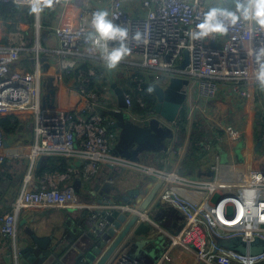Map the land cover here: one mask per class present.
<instances>
[{"label": "built area", "instance_id": "built-area-1", "mask_svg": "<svg viewBox=\"0 0 264 264\" xmlns=\"http://www.w3.org/2000/svg\"><path fill=\"white\" fill-rule=\"evenodd\" d=\"M24 11V19L8 29L13 20L0 18V118L9 114H30L35 120L37 143L29 152L30 167L20 193L10 204V211L0 220V235L18 237L19 215L24 209H67L87 212L85 219L94 236H101L111 226L107 215L115 210L131 218L138 216L137 224H153L150 211H140L136 203L104 200L86 201L75 188L80 180L89 183L101 173L104 164L131 167L153 186L162 183L157 205L174 206L182 213L181 230L168 233L170 246L189 250L199 264H263L264 256L246 258L219 249L211 235L221 237L241 235L247 240L264 238V90L255 80V49L264 47V32L255 34L248 26L237 22L223 36L203 41L189 37L205 12L214 6L234 8L232 0H96V5L80 7L74 27H55L58 45L48 50L54 62L50 72L43 71L38 37L42 13L37 17L17 0H0ZM67 0H58L50 12L59 11ZM105 9L116 23H124L132 31L143 34V43L132 46L131 54L117 68L127 85L123 88L127 105L125 112L133 122L164 124L154 113L158 102L155 90L149 85L166 89L172 78L187 80L185 110L171 123L173 141L181 135L184 119L192 121L195 139L193 149L212 157L210 173L203 179H192L168 168L174 153L173 145L162 151L160 159L165 167L144 165L123 160L112 154L116 140L107 126V117L97 110L101 94L95 86L99 58L88 51L84 41L88 21L93 11ZM36 22H33L34 19ZM36 29V41L28 33V26ZM32 40V41H33ZM34 52L35 69L21 70L23 55ZM187 54V57H186ZM187 65L183 67L185 60ZM52 62V63H53ZM57 76L69 92L78 97L76 106L44 108L42 84L47 77ZM72 82L69 85L67 82ZM56 89V99L58 87ZM229 100L233 106L245 105L256 113L253 127L261 147L243 144L247 153L254 151L249 162L234 158L236 145L246 136L222 116L220 106ZM226 104V103H225ZM167 126V125H165ZM198 133V135H196ZM4 129L0 125V169L9 157ZM229 149L231 160L223 162L221 151ZM218 151L214 157L210 154ZM42 157H63L74 160L55 169L36 175V163ZM181 168V167H180ZM257 176L261 179L257 180ZM105 212L106 215L102 213ZM114 264H146L123 254ZM82 260L80 263L82 264Z\"/></svg>", "mask_w": 264, "mask_h": 264}, {"label": "crops", "instance_id": "crops-1", "mask_svg": "<svg viewBox=\"0 0 264 264\" xmlns=\"http://www.w3.org/2000/svg\"><path fill=\"white\" fill-rule=\"evenodd\" d=\"M96 0H85L80 3H73V0H67L64 6L57 12H50L44 10L42 12V18L40 20V31H39V43L42 48H44V53H41L42 60V70L50 72L52 70L54 62L51 61L48 50L57 48L58 42L53 32V29L58 26L65 28L74 27L77 23L79 17L80 7L83 5H96ZM36 22V21H34ZM28 33L34 40L30 41L33 44L36 41V29L34 26H28ZM3 43L0 33V44ZM35 57L34 52H28L23 55L22 61L20 63V69L24 71L31 72L35 69L34 62L32 61ZM53 62V63H52ZM98 75L95 79V86L101 94V106L97 110L103 113L107 117V126L110 135L115 138L116 144L114 150L112 151L113 156L119 157L123 160H130L128 158L130 153H133L132 149L124 148L121 146V130L113 128V125L117 122V119L111 115V112L118 110V99L112 88L116 85L117 88L123 91V88L127 85V80L124 78L123 74L116 69L115 71H107L102 63L98 66ZM65 82L67 80L65 79ZM69 85L72 82H67ZM58 87L57 99L53 106H63L70 103V98L64 97V103L62 104V89L64 85L60 83L57 76L47 77L42 84V103L44 96L53 87ZM224 101L220 106L222 116L230 123L231 115L234 113L236 115L240 114L241 119L244 120L245 125L240 128L244 135L252 139L254 146L258 143V133L256 128L252 124L258 116L256 113L250 112L245 105L233 106L228 99L219 100ZM63 108V107H62ZM185 106L183 107V111ZM5 118L9 119L12 124H9L4 128L6 132V140L8 144L9 157L6 163L0 169V220L2 217L10 211V204L15 199V197L20 193L23 185L24 178L26 177L29 167L30 158L29 152L31 147L37 143L36 134L34 131L35 120L30 114H9ZM247 118L250 119L247 121ZM192 121H187L183 126H181V135L179 133L178 140L173 141V134L165 129V126L161 125L157 127V144L152 143L151 147L146 146L143 148L133 159L134 162H139L144 165H151L156 167H165L166 165L161 164L160 159L164 156L161 150L162 148H167L169 145H173L174 153L170 159V164L168 168L171 170H178L184 176L192 179H203L212 175L210 173V164L213 158L207 157L206 154H202L200 151H196L192 147V141L195 139L193 133ZM149 122H135L137 125L148 124ZM161 129H165L161 131ZM134 149V148H133ZM242 150H245L242 148ZM255 151V150H254ZM254 151L246 152L247 156L250 157ZM198 153V154H196ZM216 151L212 153L213 157L218 154ZM222 159L225 158L227 162L232 158L229 149L226 150L225 154L221 151ZM46 158V157H45ZM234 158L236 159V150L234 153ZM74 160H68L63 157H49L43 160L39 165V161L36 163L35 173L36 175H41L51 166H56L58 163L63 162L72 163ZM248 161V162H249ZM243 162V161H242ZM246 162V161H244ZM74 163V162H73ZM181 167V168H180ZM119 176L115 180V186L119 189L118 191H111L109 194L112 195V200L119 202L115 196L119 194H124L125 190L129 187H135L137 184L144 181L146 178L144 175L132 169L131 167L123 166H113L111 164H104L102 166L101 173L98 177L89 182H81L77 186V193L86 201H94L98 203L100 199H104L105 195H108L104 189L106 188V181L110 177ZM78 181V180H77ZM147 182H151L147 179ZM153 187V185H152ZM88 197V198H87ZM135 203V202H134ZM155 202L153 206L149 209V217L153 218L157 216L160 209H155ZM167 208L163 206L164 215L157 223H153L154 233L152 236H141L136 238L132 244L122 250L127 253L133 254L138 257L144 263L147 262L152 264L147 257H151V253L158 255V259L154 264H199L196 257L189 251L179 246H170L171 239L168 233L176 234L179 228L183 226V220L181 219L180 210L176 207L169 205ZM169 209H174L178 213L171 214ZM87 212L73 211L70 212L67 209H24L18 220V237L16 239H10L0 235V264H6L5 257L7 256V250L10 244L13 242L15 246L16 241L24 236H26V230H34L40 236H48L51 234H56L58 237L64 236L67 238L69 234H73L80 239L86 238V236H94L92 233L89 223L85 219ZM166 224L167 227H163ZM181 230V229H180ZM76 257V253L73 252L68 258ZM78 264H81L78 262Z\"/></svg>", "mask_w": 264, "mask_h": 264}, {"label": "water", "instance_id": "water-1", "mask_svg": "<svg viewBox=\"0 0 264 264\" xmlns=\"http://www.w3.org/2000/svg\"><path fill=\"white\" fill-rule=\"evenodd\" d=\"M187 57V54H186ZM187 59L185 60L183 67L187 65ZM189 85L187 80L172 78L166 89L162 88L160 85L155 86V92L158 97L157 104L153 107L155 115L164 123L162 124L159 120H152L148 124L137 125L131 120L129 115L125 112L127 105L124 100L123 91L113 85L112 88L118 99V110L111 112V115L117 119L113 128L119 129L121 132V146L125 149L129 147L132 149L133 153H130L128 158L132 161L136 155L146 146L151 147L152 143L157 144V133L156 129L158 126L167 125L165 129L172 133L170 126L174 123L181 113L184 104L186 102V87ZM68 96L70 98V103L64 105V97ZM63 97V108L68 109L70 107L76 106L78 102V97L75 93L69 92L64 86L62 89ZM56 102V89L51 88L50 91L43 98L44 108H55L53 106ZM165 129H161L164 131ZM6 146L8 144L6 143ZM261 144L258 142L254 146V150L257 152ZM134 148V149H133ZM161 150H164L162 148ZM241 161H249L245 150L241 151L239 156ZM45 157L39 160V167ZM223 162H227L224 159ZM119 176L110 177L106 181V188L104 191L108 195H105L104 199H100L99 203H103L104 200L112 201V195L109 193L111 191H118L119 189L115 186V180ZM137 184L135 187H129L124 192V194H119L115 196L119 202L126 203H136L140 205V211L149 210L154 202L156 203V198L159 195L162 183L157 184L152 187V182H147L148 178ZM80 184L78 180L75 183V188ZM171 208L168 206H164ZM155 209H160L161 211L154 216L152 220L157 223L164 215L163 206H154ZM173 211V209H169ZM70 212L74 210L70 209ZM171 214L178 213L175 209ZM106 215L105 212L102 213ZM182 214V213H180ZM108 221L111 226L101 236H86V238L80 239L73 234H69L67 238L63 235L58 237L56 234H51L48 236H40L34 230L27 229L26 236L18 239L16 245L13 242L7 250V256L5 257L6 264H78V262L84 261L82 264H114L116 261L120 260L123 254H128L126 258L129 259H139L131 253L124 252L122 250L128 248L136 238L141 236H152L154 233L153 224L140 222L137 224L138 216H133L128 218V216L120 211H113L111 215H107ZM181 219L184 220L183 215ZM163 227H167L163 224ZM182 227L179 228L180 231ZM215 242L216 249L228 251L246 258L264 256V238L255 237L252 240H247L241 235H235L232 237H221L215 233L211 235ZM75 252L76 257L68 258L71 253ZM151 257H147L152 264L158 259V255L154 252L151 253ZM146 264H149L145 262ZM264 264V263H263Z\"/></svg>", "mask_w": 264, "mask_h": 264}, {"label": "clouds", "instance_id": "clouds-1", "mask_svg": "<svg viewBox=\"0 0 264 264\" xmlns=\"http://www.w3.org/2000/svg\"><path fill=\"white\" fill-rule=\"evenodd\" d=\"M27 7L30 14L39 16L45 8H52L58 0H17ZM235 7L226 8L214 6L204 13L203 18L189 37L193 41H203L216 36H223L232 25L242 22L248 26V30L255 34L264 32V0H232ZM115 17L105 9H97L90 15L88 31L84 35V41L88 45V51L99 58L105 69L115 71L120 63L132 52V46L143 43V34L139 30L132 31L124 23H116ZM256 64L255 80L264 90V47L253 52ZM156 85H149L147 91L152 93ZM261 177L257 176V180Z\"/></svg>", "mask_w": 264, "mask_h": 264}, {"label": "trees", "instance_id": "trees-1", "mask_svg": "<svg viewBox=\"0 0 264 264\" xmlns=\"http://www.w3.org/2000/svg\"><path fill=\"white\" fill-rule=\"evenodd\" d=\"M0 18L5 20L6 22H8L9 20H13V24L12 25H8V29L9 30H13L16 27V22L23 20L24 19V11H22L21 9L13 6V5H9V4H3L0 1ZM187 122L186 119H184V121L182 122L183 126L185 123ZM9 124H12L9 119L7 118H0V125L2 126V128L4 129L6 126H8ZM196 151L199 150L195 149ZM196 153V154H198ZM59 165L61 166H65V164L63 162L58 163L56 166H51L48 170L51 169H55L57 168Z\"/></svg>", "mask_w": 264, "mask_h": 264}, {"label": "rangeland", "instance_id": "rangeland-1", "mask_svg": "<svg viewBox=\"0 0 264 264\" xmlns=\"http://www.w3.org/2000/svg\"><path fill=\"white\" fill-rule=\"evenodd\" d=\"M72 1V0H71ZM83 1H85V0H73V3L74 2H76V3H80V2H83ZM34 19V18H33ZM34 21H35V19H34ZM33 21V22H34ZM231 119H229L230 120V124H233L234 126H236V127H238V128H242L244 125H245V122H242V121H244V120H242L241 119V115L240 114H238V115H236V114H232L231 115V117H230ZM248 120H250V119H248L247 118V121H246V123L248 122ZM251 125H252V121H251V123H250ZM253 126V125H252ZM4 132H5V130H4ZM257 132V131H256ZM5 134H6V132H5ZM196 135H198V133H196ZM252 139L253 138H250V137H245L243 140H241V141H239L238 143H237V145H236V159L237 160H239V161H241L240 160V158H239V156L241 155V151H242V148H243V144H245V143H247V144H251L252 143ZM224 159L225 158H223V161H224ZM82 198V197H81ZM88 198V197H87ZM83 199V198H82ZM83 200H86V199H83Z\"/></svg>", "mask_w": 264, "mask_h": 264}]
</instances>
